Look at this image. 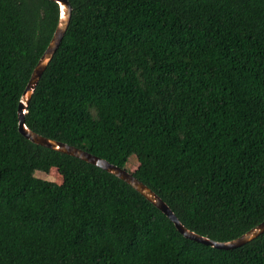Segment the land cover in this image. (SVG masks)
I'll return each instance as SVG.
<instances>
[{
  "label": "trees",
  "instance_id": "obj_1",
  "mask_svg": "<svg viewBox=\"0 0 264 264\" xmlns=\"http://www.w3.org/2000/svg\"><path fill=\"white\" fill-rule=\"evenodd\" d=\"M67 1L25 126L126 171L135 160L201 237L262 223L264 0ZM58 17L50 0H0V264H264V232L233 250L190 241L123 181L18 132ZM51 169L61 184L35 175Z\"/></svg>",
  "mask_w": 264,
  "mask_h": 264
},
{
  "label": "water",
  "instance_id": "obj_2",
  "mask_svg": "<svg viewBox=\"0 0 264 264\" xmlns=\"http://www.w3.org/2000/svg\"><path fill=\"white\" fill-rule=\"evenodd\" d=\"M58 5L59 17L56 28L52 35V38L46 47L45 51L39 58L36 63L33 71L30 75V78L25 86V89L20 96L18 108H17V126L18 132L28 141L32 142L35 145H39L41 147L59 152L61 154H65L71 157H74L78 160L86 162L92 166L98 167L101 170L115 176L117 179L123 181L127 185H129L133 190L139 193L142 197H144L150 204H152L157 210H159L166 218L170 220V222L174 225L177 232L183 236L184 238L194 241L196 243H200L205 246H210L215 249L220 250H233L239 248L246 243L252 241L259 235L264 232V221L247 231L240 237L228 241V242H215L209 240L205 237H201L182 226V224L178 221V219L174 216L171 210L167 207V205L148 187L139 182L135 177H133L132 173L116 167L105 160H102L96 156H93L83 150L78 148L69 146L64 143H60L43 136H40L32 131H30L24 124V115L26 114L27 107L31 96L39 82L41 75L43 74L45 68L51 61L55 51L57 50L59 44L63 40L66 30L69 25L70 17H71V7L67 0H50Z\"/></svg>",
  "mask_w": 264,
  "mask_h": 264
},
{
  "label": "rangeland",
  "instance_id": "obj_3",
  "mask_svg": "<svg viewBox=\"0 0 264 264\" xmlns=\"http://www.w3.org/2000/svg\"><path fill=\"white\" fill-rule=\"evenodd\" d=\"M97 18H98L97 13H93L91 15V20L95 21ZM137 166H138L137 162L135 160L131 159L130 162H129V165L127 167V171L129 173H133L137 169ZM35 175H36V177L45 179L47 181L54 182L56 184H61V182H62L61 176L57 173V171L55 169H51L45 175L43 173H37Z\"/></svg>",
  "mask_w": 264,
  "mask_h": 264
}]
</instances>
